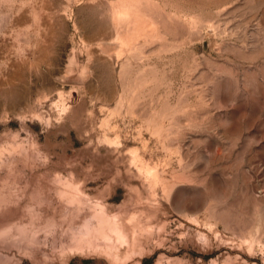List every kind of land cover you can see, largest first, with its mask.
<instances>
[{
    "label": "rangeland",
    "instance_id": "1",
    "mask_svg": "<svg viewBox=\"0 0 264 264\" xmlns=\"http://www.w3.org/2000/svg\"><path fill=\"white\" fill-rule=\"evenodd\" d=\"M0 264H264V0H0Z\"/></svg>",
    "mask_w": 264,
    "mask_h": 264
},
{
    "label": "bare ground",
    "instance_id": "2",
    "mask_svg": "<svg viewBox=\"0 0 264 264\" xmlns=\"http://www.w3.org/2000/svg\"><path fill=\"white\" fill-rule=\"evenodd\" d=\"M123 6H124V5H123ZM129 8H130V7H129ZM122 9H123V8H122ZM113 12H114V11H113ZM118 14H119V13H118ZM121 16H122V15H121ZM122 18H123V17H122ZM128 20H129V19H128ZM156 21H157V19H156ZM201 25L204 26L205 24H201ZM131 27H132V26H131ZM128 28H130V26H129ZM126 30H127V29H126ZM130 32H132V30L129 29V33H130ZM130 34H131V33H130ZM135 38H137V37H135ZM121 40H122L125 44H126V43H127V45L129 44L128 41H125L123 38H121ZM139 45H140V44H139ZM123 51H124V50H123ZM101 231H102V230H101ZM112 231L117 235L118 238L121 239V238L123 237V235H122V233L120 232V230H118V229H116V228H113ZM112 231H111V232H112ZM111 232H110V233H111ZM104 233H105V232H104ZM108 234H109V233H108ZM94 235H95V234H94ZM105 235H106V233H105ZM101 236H102V235H101ZM109 236H110V235H109Z\"/></svg>",
    "mask_w": 264,
    "mask_h": 264
}]
</instances>
